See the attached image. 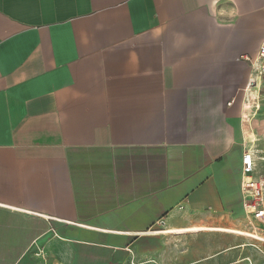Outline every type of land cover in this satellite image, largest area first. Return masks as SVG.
Returning a JSON list of instances; mask_svg holds the SVG:
<instances>
[{"label":"crops","instance_id":"1","mask_svg":"<svg viewBox=\"0 0 264 264\" xmlns=\"http://www.w3.org/2000/svg\"><path fill=\"white\" fill-rule=\"evenodd\" d=\"M263 40L264 0H0V264H264Z\"/></svg>","mask_w":264,"mask_h":264},{"label":"built area","instance_id":"2","mask_svg":"<svg viewBox=\"0 0 264 264\" xmlns=\"http://www.w3.org/2000/svg\"><path fill=\"white\" fill-rule=\"evenodd\" d=\"M244 59L252 67L247 92L251 88H257L260 93L264 79V40L254 57L245 55ZM255 143V139L249 138L243 145L240 190L247 217L250 221L260 223L264 222V172L255 173L257 153ZM243 234L264 244V228L257 224H251L250 231L243 232Z\"/></svg>","mask_w":264,"mask_h":264},{"label":"rangeland","instance_id":"3","mask_svg":"<svg viewBox=\"0 0 264 264\" xmlns=\"http://www.w3.org/2000/svg\"><path fill=\"white\" fill-rule=\"evenodd\" d=\"M247 231H250V229H248Z\"/></svg>","mask_w":264,"mask_h":264},{"label":"bare ground","instance_id":"4","mask_svg":"<svg viewBox=\"0 0 264 264\" xmlns=\"http://www.w3.org/2000/svg\"><path fill=\"white\" fill-rule=\"evenodd\" d=\"M250 95V94H249Z\"/></svg>","mask_w":264,"mask_h":264}]
</instances>
